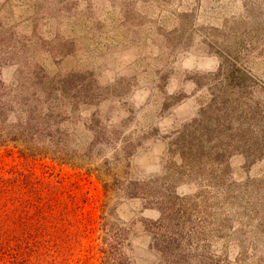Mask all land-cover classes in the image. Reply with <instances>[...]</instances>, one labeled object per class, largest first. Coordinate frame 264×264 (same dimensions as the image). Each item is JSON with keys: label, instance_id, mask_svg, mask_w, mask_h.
<instances>
[{"label": "rangeland", "instance_id": "obj_1", "mask_svg": "<svg viewBox=\"0 0 264 264\" xmlns=\"http://www.w3.org/2000/svg\"><path fill=\"white\" fill-rule=\"evenodd\" d=\"M0 264H264V0H0Z\"/></svg>", "mask_w": 264, "mask_h": 264}]
</instances>
